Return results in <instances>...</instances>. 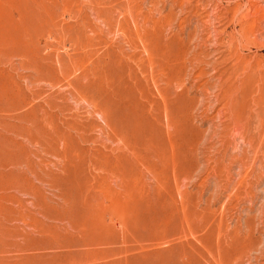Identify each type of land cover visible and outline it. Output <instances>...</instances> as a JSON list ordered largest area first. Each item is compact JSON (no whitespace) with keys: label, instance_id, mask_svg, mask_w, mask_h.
<instances>
[{"label":"rangeland","instance_id":"obj_1","mask_svg":"<svg viewBox=\"0 0 264 264\" xmlns=\"http://www.w3.org/2000/svg\"><path fill=\"white\" fill-rule=\"evenodd\" d=\"M0 264H264V0H0Z\"/></svg>","mask_w":264,"mask_h":264},{"label":"bare ground","instance_id":"obj_2","mask_svg":"<svg viewBox=\"0 0 264 264\" xmlns=\"http://www.w3.org/2000/svg\"><path fill=\"white\" fill-rule=\"evenodd\" d=\"M166 75V74H165ZM22 167V166H21ZM6 168V167H5ZM24 169H25V167H24ZM27 170V169H26Z\"/></svg>","mask_w":264,"mask_h":264}]
</instances>
